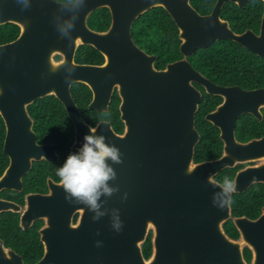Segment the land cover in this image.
I'll return each mask as SVG.
<instances>
[{
    "label": "water",
    "instance_id": "water-1",
    "mask_svg": "<svg viewBox=\"0 0 264 264\" xmlns=\"http://www.w3.org/2000/svg\"><path fill=\"white\" fill-rule=\"evenodd\" d=\"M227 1L243 7L248 0H217L209 14H200L190 0H0V25L16 23L20 34L0 43V115L6 125L4 153L10 164L0 176V190L22 189L23 176L32 157L56 162V144H38L28 106L47 95H55L75 124L74 149L90 132L71 88L88 85L93 92L90 110L106 112L117 88L121 98L123 134L108 121L99 122L96 134L114 144L121 160L111 162L115 190L99 198L104 215L92 220L87 206L65 199L63 187L50 181L49 193L28 195L22 222L43 218L40 228L44 244L42 258L34 264H249L242 248L253 253L250 264H264V208L257 219L233 217L231 200L221 209L213 206L218 186L215 176L226 167L260 161L240 169L231 193L244 192L264 182V136L248 142L236 137L238 118L251 113L262 119L264 88L221 86L195 69L189 57L218 40L231 39L264 58V13L260 32H235L220 15ZM264 1V0H263ZM108 8L111 24L105 31L89 27L90 15ZM163 7L173 18L181 40L183 58L157 69V57L137 45L132 26L143 13ZM63 29V31H62ZM91 45L104 56L103 64H80L76 52ZM60 58H55V55ZM223 97L206 115L221 131L224 153L220 158L195 162L200 141L196 114L203 93ZM32 144L33 150L24 154ZM16 148L11 163V147ZM24 157V162L18 163ZM211 178V181H210ZM10 208V202L0 200ZM15 207H17L15 205ZM79 212L77 222L73 216ZM122 230L112 227L116 218ZM238 239L230 237L224 223L232 219ZM25 224L24 227H28ZM155 229L154 252L146 260L141 243ZM0 264H25L22 255L0 240Z\"/></svg>",
    "mask_w": 264,
    "mask_h": 264
},
{
    "label": "trees",
    "instance_id": "trees-1",
    "mask_svg": "<svg viewBox=\"0 0 264 264\" xmlns=\"http://www.w3.org/2000/svg\"><path fill=\"white\" fill-rule=\"evenodd\" d=\"M72 2V0H59ZM191 5L200 14H209L216 0H190ZM264 9L262 0H253L244 7L227 2L221 16L228 20L231 28L241 33L246 29L258 32ZM111 13L108 8L95 10L88 19L89 27L96 31H105L111 24ZM20 33V26L16 23L0 25V43L14 40ZM132 36L139 47L151 55L157 56L156 67L164 68L167 63L183 57L180 51L181 40L179 29L171 15L163 8L156 7L140 15L132 26ZM189 61L195 69L209 77L212 81L222 85H239L245 89L264 87V58L255 54L243 45L231 39L218 40L209 47L196 50ZM76 61L85 64H103V54L91 45H81L76 52ZM203 91L202 101L196 114V125L200 132V141L195 148V162L213 160L222 155L223 141L220 130L214 124L206 120V115L213 111L222 101L218 95L208 94L204 88L195 84ZM71 92L75 102L79 106L84 119L92 126L101 120H108L117 132L124 130L121 119L119 94H115L108 112H99L88 108L92 99L90 88L83 83H75ZM29 111L35 118V127L40 132L44 141L57 142L61 150L62 158L57 167L61 165L70 152H75L72 145L75 141L74 123L62 103L55 95H47L39 98L29 105ZM6 134V125L0 115V175L8 164L7 156L3 153V144ZM264 135V118L259 121L251 114H246L239 119L237 137L247 141L253 137ZM242 165L228 167L220 172L216 178L221 181L224 176L234 180V176ZM47 190V186H36L31 180H26L25 191ZM11 193V191H7ZM233 215H247L251 218L259 216L264 205V184H254L244 192L233 193L231 200ZM230 237L237 238L240 232L233 220L225 224ZM150 238V237H149ZM15 248L24 255L26 264H34L43 254L42 244L30 242L17 244ZM151 251L150 239L144 244V256L148 257ZM246 258L250 260L251 252L245 249Z\"/></svg>",
    "mask_w": 264,
    "mask_h": 264
},
{
    "label": "flooded vegetation",
    "instance_id": "flooded-vegetation-1",
    "mask_svg": "<svg viewBox=\"0 0 264 264\" xmlns=\"http://www.w3.org/2000/svg\"><path fill=\"white\" fill-rule=\"evenodd\" d=\"M217 1V0H216ZM252 2L253 0H248L247 1V3L248 2ZM263 1V0H262ZM227 2H231V1H227ZM226 2V3H227ZM225 3V4H226ZM233 3V2H232ZM246 3V4H247ZM263 3H264V1H263ZM224 4V5H225ZM234 4H236V3H234ZM245 4V5H246ZM244 5V6H245ZM239 6V5H238ZM243 6V7H244ZM224 7V6H223ZM240 7V6H239ZM214 8V7H213ZM223 9V8H222ZM213 10V9H212ZM222 11V10H221ZM263 13H264V9H263ZM263 13H262V17H263ZM220 15H221V13H220ZM222 17V16H221ZM262 17H261V23H262ZM223 18V17H222ZM224 19V18H223ZM260 27H261V24H260ZM247 30V29H246ZM254 31V30H253ZM244 32V31H243ZM255 32V31H254ZM260 32V29H259V31L258 32H256V33H259ZM242 33V32H241ZM20 34V33H19ZM16 39V38H15ZM12 41V40H11ZM156 56V55H155ZM61 56L58 54V55H55V58H60ZM157 57V56H156ZM183 58V57H182ZM179 60V59H178ZM156 61H157V59H156ZM77 62V61H76ZM174 62V61H173ZM78 63V62H77ZM171 63V62H170ZM80 64H85V63H80ZM168 64V63H167ZM166 64V65H167ZM155 66H156V62H155ZM166 67V66H165ZM164 67V68H165ZM157 68V67H156ZM164 68H157V69H164ZM207 77V76H206ZM207 78H209V77H207ZM210 79V78H209ZM211 80V79H210ZM212 81V80H211ZM214 82V81H213ZM215 83V82H214ZM84 84V83H83ZM195 84H198V83H195ZM216 84H218V83H216ZM200 85V84H199ZM218 85H221V86H239V85H222V84H218ZM88 86V85H87ZM202 86V85H201ZM89 87V86H88ZM203 87V86H202ZM240 87V86H239ZM90 88V87H89ZM199 88V87H198ZM204 88V87H203ZM242 88V87H241ZM257 88H264V87H256V88H252V89H257ZM72 89V88H71ZM200 89V88H199ZM245 89V88H244ZM90 90H91V88H90ZM201 90V89H200ZM204 90H205V88H204ZM248 90H251V89H248ZM202 91V90H201ZM206 91V90H205ZM91 92H92V90H91ZM119 94L118 93V90H117V88H115V90H114V94H113V97H114V95L115 94ZM202 93H203V91H202ZM73 95V94H72ZM219 96V95H218ZM113 97H112V100H113ZM222 97V96H221ZM74 98V97H73ZM92 99H93V92H92ZM92 99H91V101H92ZM38 100V99H37ZM60 100V99H59ZM75 100V99H74ZM112 100H111V103H112ZM36 101V100H35ZM91 101H90V103H91ZM223 102V97H222V101L219 103V104H221ZM63 103V102H62ZM90 103H89V105H90ZM111 103H110V105H111ZM32 104V103H31ZM77 104V103H76ZM120 104H121V101H120ZM218 104V105H219ZM29 107V106H28ZM79 107V106H78ZM88 108H89V106H88ZM119 108H120V105H119ZM29 109V108H28ZM80 109V108H79ZM109 109H110V106H109ZM81 111V110H80ZM94 111H96V110H94ZM109 111V110H108ZM108 111H106V112H108ZM261 111H262V114H263V116H262V119H259V118H257V117H255L253 114H251V113H244V114H242L239 118H238V120H237V124H236V137H237V126H238V122H239V119L242 117V116H244V115H246V114H251L253 117H255L256 119H258L259 121H262L263 120V118H264V107H261ZM30 112V111H29ZM100 112V111H99ZM120 113H121V111H120ZM31 114V113H30ZM81 114H82V112H81ZM69 116V115H68ZM82 117H83V114H82ZM31 118L33 119V130H34V132L36 133V140H37V143L38 144H51V143H53V144H56V145H58L57 144V142H47V141H44L43 140V138H42V136H41V134H40V132H38L37 130H36V127H35V118L31 115ZM71 119V118H70ZM83 119H84V117H83ZM122 119V118H121ZM72 120V119H71ZM84 121L87 123V124H89L85 119H84ZM101 121H108V120H101ZM101 121H99V122H101ZM123 121V120H122ZM73 122V121H72ZM98 122V123H99ZM108 122H110V121H108ZM74 123V122H73ZM97 123V124H98ZM111 123V122H110ZM123 123H124V121H123ZM96 124V125H97ZM213 124V123H212ZM90 125V124H89ZM96 125H94V126H92V125H90V126H92V127H95ZM217 127V126H216ZM114 128V127H113ZM115 130V129H114ZM220 130V129H219ZM74 131H75V140H76V128H75V124H74ZM116 131V130H115ZM124 131H125V123H124V130L122 131V132H117V133H119V134H123L124 133ZM5 136H6V134H5ZM264 135H262V136H259V137H253V138H251V139H249V140H247V141H242V140H240V139H238V137H237V139L239 140V141H241V142H248V141H250V140H252V139H254V138H260V137H263ZM220 137H221V131H220ZM4 141H5V138H4ZM223 141V140H222ZM74 143H75V141H74ZM74 143H73V145H74ZM73 145H72V149H74L73 148ZM14 150H16V148H14L13 146L11 147V163L13 162V160H15L16 158H15V152H14ZM33 150V146H32V144H30V146L29 147H27V148H24V154H25V156H26V152H30V151H32ZM74 150H76L77 151V149H74ZM3 153H4V144H3ZM223 153H224V142H223V152H222V155H223ZM4 155H6L5 153H4ZM57 155H58V160L56 161V162H53V161H51V160H48L46 157H43V158H41V159H37V158H35V157H32L31 159H32V164H31V168L25 173V175L23 176V188L22 189H16V188H12L11 187V189H3V190H0V200H2V201H6V202H10V208H3L2 209V207L0 206V240H2L3 241V243H4V245H5V247L6 248H10V250H15L18 254H20V255H22V257H23V260H24V255H23V253L21 252V251H19V250H17L16 248H15V245H17V244H26V245H28L30 242H32V241H34V242H38V240H39V242L42 244V249H43V254H44V244H43V242L41 241V233H40V228L41 227H43V225H44V220H43V218H35V219H33L32 221H30V223H29V221H27V219L25 218V224L27 225V224H29L28 225V227H24V225L25 224H23V222H22V217H23V215L25 214V212H26V209L28 208V204H29V200H28V195L29 194H31V193H43V194H45V193H49L50 192V181H53V182H55V183H59V181H58V177H56L55 176V172H54V170H55V168L57 167V164H58V162L61 160V158H62V155H61V150H60V148H59V145H58V149H57ZM221 155V156H222ZM7 156V160H8V164H7V166H6V168L8 167V165L10 164V157L8 156V155H6ZM220 156V157H221ZM220 157H218V158H220ZM217 159V158H216ZM20 162H24V157H21V158H19V160H18V163L20 164ZM203 162V161H202ZM0 163H1V160H0ZM258 163H260V161H252V162H246V163H239V164H237L235 167H238L239 165H242L240 168H238V170H237V172H236V174H235V176H234V181H235V177H236V175H237V173H238V171L240 170V169H242V168H244V167H246V166H249V165H255V164H258ZM5 168V169H6ZM226 168H228V167H226ZM225 168V169H226ZM5 169H4V171H5ZM224 170V169H223ZM223 170H221L220 172H222ZM4 171L2 172V174L4 173ZM219 172V173H220ZM218 173V174H219ZM1 174V175H2ZM217 174V175H218ZM0 175V176H1ZM216 175V176H217ZM216 176H215V178H216ZM217 179V178H216ZM26 180H31V183L33 184V185H36V186H41V185H43V186H47V190H30V191H25V185H26ZM218 180V179H217ZM219 181V180H218ZM259 183H263L264 184V182H258V183H254V184H259ZM254 184H252V185H254ZM251 185V186H252ZM250 186V187H251ZM249 187V188H250ZM7 191H11V193H9V192H7ZM239 193V192H238ZM233 197V196H232ZM232 200V199H231ZM15 205L17 206V207H15ZM232 205V204H231ZM263 208H264V205L262 206V210H261V213L259 214V216L262 214V212H263ZM232 213H233V208H232ZM79 212H77L74 216H73V222L74 223H76L77 222V219H78V217H79ZM236 216H247V215H233V217H236ZM259 216H257V217H255V218H252V219H257ZM249 217V216H248ZM251 218V217H250ZM230 220H233V218L232 219H230ZM234 222V221H233ZM226 223V222H225ZM224 223V224H225ZM235 224V223H234ZM225 227V226H224ZM237 227V226H236ZM238 229V228H237ZM239 230V229H238ZM240 232V231H239ZM154 233H155V229L154 228H150L149 230H148V233H147V235H146V238H145V240L141 243V249H142V253H143V256H144V252H143V246H144V244L150 239V243H151V251H150V255L148 256V257H145L144 256V258L146 259V260H148L151 256H152V254H153V252H154V241H153V239H154ZM228 233V232H227ZM229 234V233H228ZM230 235V234H229ZM231 236V235H230ZM240 236H241V233H240ZM240 236L239 237H237V238H234V237H232V238H234V239H238V238H240ZM150 237V238H149ZM246 248H248L249 250H250V252H251V257H250V260H248L247 258H246V254H245V249ZM242 253H243V257H244V259L250 264L251 263V260H252V256H253V253H252V250L248 247V246H244L243 248H242ZM43 254H42V256H43ZM42 256H41V258H42ZM40 258V259H41ZM39 259V260H40ZM24 262H25V260H24ZM38 262V261H37ZM37 262H35V263H37ZM26 264V263H25Z\"/></svg>",
    "mask_w": 264,
    "mask_h": 264
},
{
    "label": "clouds",
    "instance_id": "clouds-1",
    "mask_svg": "<svg viewBox=\"0 0 264 264\" xmlns=\"http://www.w3.org/2000/svg\"><path fill=\"white\" fill-rule=\"evenodd\" d=\"M72 2L80 4L83 0ZM120 160L119 149L114 144L107 143L103 134H96V127H91L80 148L70 152L64 162L54 170L59 184L63 187L65 199L86 205L87 210L94 213L91 219L98 220L104 215L100 211L99 198L104 194L110 195L115 190L108 183L116 175L109 161L118 163ZM213 186H218L219 190L213 193L212 204L223 209L231 200V193L236 188L235 181L224 176ZM112 227L117 231L122 230V221L117 217Z\"/></svg>",
    "mask_w": 264,
    "mask_h": 264
}]
</instances>
